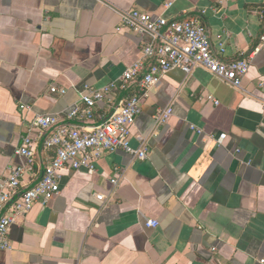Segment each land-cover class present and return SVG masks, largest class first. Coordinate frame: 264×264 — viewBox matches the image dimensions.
<instances>
[{"label":"crops","instance_id":"obj_1","mask_svg":"<svg viewBox=\"0 0 264 264\" xmlns=\"http://www.w3.org/2000/svg\"><path fill=\"white\" fill-rule=\"evenodd\" d=\"M131 10L199 19L215 50L224 40L223 60L253 58L242 88L204 69L166 74L142 99L132 128V146L140 147L137 136L146 138L148 158L131 162L118 152L104 155L94 174L62 170L61 193L17 220L0 264L264 260V49L255 52L264 0H0V180L25 165L16 150L31 134L35 167L22 189L37 184L53 153L44 147L48 133L39 138L32 131L35 116L70 123L86 86L121 84L124 72L143 59L149 35L121 25ZM53 87L65 92L52 93ZM137 93V82L117 89L112 105L96 106L93 122ZM169 107L171 117L158 126L157 113ZM222 134L227 138L217 145L211 137ZM116 168L124 178L114 187ZM149 220L159 226L149 227Z\"/></svg>","mask_w":264,"mask_h":264},{"label":"built area","instance_id":"obj_2","mask_svg":"<svg viewBox=\"0 0 264 264\" xmlns=\"http://www.w3.org/2000/svg\"><path fill=\"white\" fill-rule=\"evenodd\" d=\"M171 6L168 3L165 7L168 9ZM121 25L135 30L140 37L149 35L150 41L142 43L143 59L124 72L121 84L112 82L101 88L86 86L80 106L68 116L70 123L62 124L59 116H35L32 131L38 132L39 138L48 133L44 147L53 155L45 167L42 179L34 186L22 189L25 176L34 173L36 140L31 134L27 135L16 150V155L24 158L26 163L13 168L7 179L0 180V254L11 250L10 232L17 220L26 216L36 204L48 205L61 193L62 170L76 172L86 169L88 173L94 174L104 155L118 152L127 155L131 162L148 158L146 138L137 136L140 147L132 146V128L142 113V99L166 74L181 70L186 76H191L196 70L204 69L225 84L241 89L252 65V57L223 60L224 40L219 38L218 49L215 50L199 19L170 20L164 14L153 18L147 13L131 10L123 14ZM263 49L264 32L255 52ZM135 82L137 94L121 99L101 122H93L94 109L99 103L107 101L112 105L113 92L126 89ZM51 92L65 91L53 87ZM209 99L213 100L212 97ZM172 112L171 107L160 110L155 117L156 124L165 125ZM77 120H86L89 124L81 125ZM198 132L202 133L201 130ZM226 138L225 134L211 137L217 145H222ZM122 178L120 169L116 168L111 184L117 187ZM96 197L101 202L109 200L103 194H96ZM147 225L153 228L159 226L153 220H149ZM260 263L264 264V260H260Z\"/></svg>","mask_w":264,"mask_h":264}]
</instances>
